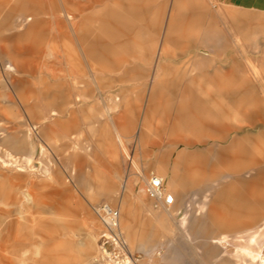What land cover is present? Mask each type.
I'll return each mask as SVG.
<instances>
[{"label":"rangeland","instance_id":"374dc122","mask_svg":"<svg viewBox=\"0 0 264 264\" xmlns=\"http://www.w3.org/2000/svg\"><path fill=\"white\" fill-rule=\"evenodd\" d=\"M202 1L212 24L192 28L177 20L182 37L168 44L177 56L164 57L171 9L178 3L176 11L190 13L188 0H0V156L21 160H0V264H59L55 257L66 255L61 243L74 249L90 241L75 263L85 264L99 231L91 205L102 202L120 210L126 237H135L130 248L145 264H232L235 237L259 231L264 177H253L264 168V125L226 112L225 87L254 80L251 62L264 71V11ZM128 4L155 6L146 18L161 28L150 32L149 44L145 31L125 46ZM183 30L199 32L197 44ZM97 41L108 44L98 55ZM170 80L187 87L181 105L165 85ZM258 93L264 100V90ZM177 114L190 117L191 130L137 136L145 123ZM203 119L233 127L239 143L223 141L226 131L208 130ZM117 124L124 126L123 145ZM201 153L207 161L192 158ZM152 172L175 194L172 209L153 206L146 192ZM204 175L205 189L186 183ZM223 234L227 248L213 240Z\"/></svg>","mask_w":264,"mask_h":264},{"label":"crops","instance_id":"0c3cea01","mask_svg":"<svg viewBox=\"0 0 264 264\" xmlns=\"http://www.w3.org/2000/svg\"><path fill=\"white\" fill-rule=\"evenodd\" d=\"M187 7L190 8V13H184L176 11L177 8L179 9L178 3H176L170 12V22L168 24L167 30L163 36V40L161 42V51L162 55L164 57H175L177 54L175 52H170L168 49V44L171 42H177L178 39L182 37V35L179 34V31L182 32L179 29V26H177V20L182 19L184 21L189 20L190 26L192 28L195 27H201L202 25H206V27H209L212 24V20L208 19L205 16V4L202 0H188ZM223 2H226L228 4H231L237 8H242L246 10H256V11H264V0H221ZM81 9H85L86 5H80ZM124 13L127 15L128 20L123 23V34L126 38L125 46H129L130 42L133 41L137 36H140L142 32L148 31V34L146 36V39L148 41V44L150 40L153 38L151 37V31L157 32L161 25L157 24L153 20L149 19L147 20L146 16L150 12H154L156 10L155 6L148 5V4H139V5H133L128 4L125 5L123 8ZM66 16L68 18L71 17L70 13H66ZM133 18H140V21H134ZM176 30V31H175ZM186 30H183V32ZM175 32L177 33V36H175ZM189 44H197V39L200 37L199 32H194L192 30H188L184 32ZM179 34V35H178ZM108 44L103 41H97L95 45V52L96 55L99 54V50H106ZM252 66V73L254 75V80H250L247 77H242L238 80L235 86H228L225 87L226 90V97L228 98V102L230 103L229 108L226 110V112H230L232 110H235L236 112L241 113L249 120H254L256 118L259 122H261L264 125V100L258 95V91L264 90V71L260 72L258 71L256 64L254 62H251ZM260 72V74H259ZM169 89L171 90V94L173 96H180V105L183 104V100L185 95L187 94L188 90L187 87L182 86L181 80H170L166 81V84ZM209 94V93H208ZM219 95V94H218ZM172 98V96H171ZM218 98L217 95L209 94L208 99H214L216 100ZM151 102H155V98L153 96L150 97ZM192 102H195L196 99L192 98ZM210 101V100H207ZM166 114L170 115V112H166ZM171 117V116H170ZM169 116L166 118H162V120L159 122V124L156 125H149L148 123H145L142 125L139 129H137V136L139 138H143V136L146 134L148 129H153L156 132L162 134V133H176L181 134L185 129H190L189 124L191 122L190 117L186 115H175L173 118H170ZM202 124L205 128L208 130H216L222 127L226 131V135L223 137V141L229 140L231 143H239L240 139L238 138H231V134L235 131L233 127H230L229 125H222L221 123L211 124L208 120L203 119ZM252 124L255 125V123L252 121ZM222 125V126H221ZM116 132H117V141L120 145L124 144L123 141V135L121 133V130L124 129V126L122 124L115 125ZM30 135V132L28 133ZM184 141L187 145H193L195 141L191 139H182L178 138L175 140V142ZM155 144L161 145L160 141H154ZM223 151V149H221ZM185 154H181L179 156V160H181L184 157ZM9 160H6L0 156V160L3 164H17L18 160L15 156H13L11 153L7 154ZM192 156V155H190ZM200 157V158H199ZM192 158H195L199 161H207L208 157L205 153H201L198 156H192ZM199 158V159H198ZM222 157H219L220 160ZM194 159V160H195ZM24 161L26 163L30 164L31 158L30 157H24ZM18 165V164H17ZM20 165V164H19ZM21 166V165H20ZM135 166V165H134ZM137 168V166H135ZM177 175V174H176ZM163 177V176H162ZM216 177H219L218 175ZM264 177V168H262L256 176L253 178L257 180L258 178ZM207 177L204 175L200 178H194L189 177L186 180V183L189 185L190 188H199V189H205L203 188L205 186ZM127 187H129V177L127 176L122 184V188L125 190ZM214 195L223 193L221 190H215L212 192ZM175 215V213H171V216ZM186 221L185 218L182 219V224H184ZM67 229V227H66ZM258 233L256 237V243L255 247L259 248L260 250V233L257 229H248L242 234H238L235 237V245H233V251L230 254V257L233 260L232 264H250L247 263L248 258L243 260V258L240 255H237L235 252L237 249L241 248L242 246L247 245L249 241V237L254 234ZM131 242H135V237L130 232L127 235V240ZM214 242H218L220 244H223L225 248H227L228 245H230V238L228 235H221L217 238L213 239ZM243 240V241H242ZM147 240H143L142 245L145 244ZM90 241H86L85 243L79 244L77 248H74L69 246L68 243L63 242L59 245V248H62L66 251V255H63L61 257L56 256L55 260L59 262V264H75L76 262L80 261L83 257H85L89 253L90 248ZM222 256L226 257V253H222ZM257 261V260H256ZM255 261V262H256ZM255 262L251 264H255Z\"/></svg>","mask_w":264,"mask_h":264},{"label":"built area","instance_id":"2783aa9c","mask_svg":"<svg viewBox=\"0 0 264 264\" xmlns=\"http://www.w3.org/2000/svg\"><path fill=\"white\" fill-rule=\"evenodd\" d=\"M146 192L153 206L170 210L176 203V196L170 192L164 177L152 172L146 185ZM99 223L97 250L85 264H145L142 254L131 250L121 225V212L108 202L91 205ZM260 255L255 264H264V220L259 227Z\"/></svg>","mask_w":264,"mask_h":264},{"label":"bare ground","instance_id":"6f19581e","mask_svg":"<svg viewBox=\"0 0 264 264\" xmlns=\"http://www.w3.org/2000/svg\"><path fill=\"white\" fill-rule=\"evenodd\" d=\"M257 235H258L257 232L252 234L249 237V241H248L247 245L242 246L241 248L237 249L235 252L237 255H240L243 258V260L248 258L247 263H250V264L255 262L256 260H258L259 255H260L259 248L254 246L256 243Z\"/></svg>","mask_w":264,"mask_h":264}]
</instances>
